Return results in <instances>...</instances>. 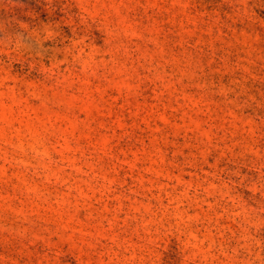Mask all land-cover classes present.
I'll return each instance as SVG.
<instances>
[{"label": "rangeland", "instance_id": "rangeland-1", "mask_svg": "<svg viewBox=\"0 0 264 264\" xmlns=\"http://www.w3.org/2000/svg\"><path fill=\"white\" fill-rule=\"evenodd\" d=\"M0 264H264V0H0Z\"/></svg>", "mask_w": 264, "mask_h": 264}]
</instances>
